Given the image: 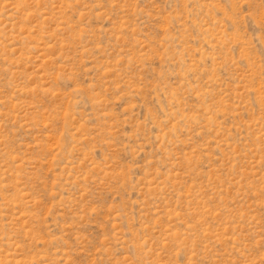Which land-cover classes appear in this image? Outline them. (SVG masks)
<instances>
[{"label":"rangeland","instance_id":"rangeland-1","mask_svg":"<svg viewBox=\"0 0 264 264\" xmlns=\"http://www.w3.org/2000/svg\"><path fill=\"white\" fill-rule=\"evenodd\" d=\"M0 264H264V0H0Z\"/></svg>","mask_w":264,"mask_h":264}]
</instances>
